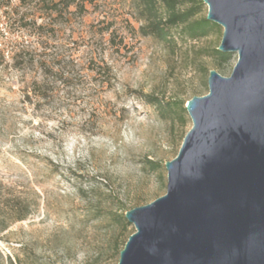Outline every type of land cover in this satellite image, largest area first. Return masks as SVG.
<instances>
[{
	"label": "rangeland",
	"instance_id": "obj_1",
	"mask_svg": "<svg viewBox=\"0 0 264 264\" xmlns=\"http://www.w3.org/2000/svg\"><path fill=\"white\" fill-rule=\"evenodd\" d=\"M72 2L0 0V209L13 186L31 206L0 232V264H118L136 232L120 216L167 193L193 127L183 109L238 62L214 56L221 26L161 40L142 34L140 0Z\"/></svg>",
	"mask_w": 264,
	"mask_h": 264
},
{
	"label": "water",
	"instance_id": "obj_2",
	"mask_svg": "<svg viewBox=\"0 0 264 264\" xmlns=\"http://www.w3.org/2000/svg\"><path fill=\"white\" fill-rule=\"evenodd\" d=\"M203 1L238 62L188 101L167 193L125 213L136 232L118 264H264V0Z\"/></svg>",
	"mask_w": 264,
	"mask_h": 264
},
{
	"label": "trees",
	"instance_id": "obj_3",
	"mask_svg": "<svg viewBox=\"0 0 264 264\" xmlns=\"http://www.w3.org/2000/svg\"><path fill=\"white\" fill-rule=\"evenodd\" d=\"M191 2L192 5L186 10L181 11L179 6L183 3ZM72 4H76L73 0ZM77 6L79 4H76ZM140 8L143 22L141 31L144 36H155L161 40H167L170 35V29L182 26V33L191 39H200L209 36L219 28V25L207 20L206 17L197 18L200 14V8L193 0H140ZM163 7V10L162 8ZM164 12V13H163ZM214 56L219 61V64L224 65L231 61V53H223L215 49ZM5 55L0 50V65L4 63ZM46 84L36 83L31 89L34 96H44ZM158 101V100H157ZM186 111V109H183ZM153 166L158 165L156 162H151ZM5 210L7 217L0 209V232L7 230L13 223L25 221L31 214V206L22 196L19 187L13 186L8 189V196L5 198ZM115 219L118 221V214H115ZM120 218L126 221L125 216Z\"/></svg>",
	"mask_w": 264,
	"mask_h": 264
}]
</instances>
